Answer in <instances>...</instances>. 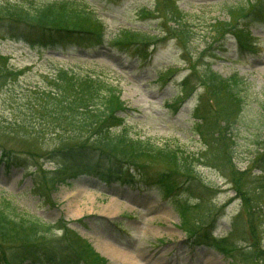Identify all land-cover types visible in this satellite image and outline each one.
<instances>
[{
    "label": "rangeland",
    "instance_id": "1",
    "mask_svg": "<svg viewBox=\"0 0 264 264\" xmlns=\"http://www.w3.org/2000/svg\"><path fill=\"white\" fill-rule=\"evenodd\" d=\"M46 1L52 0H0V3L31 5ZM78 1H85L104 19L103 46L88 51L75 45L44 49L11 39L0 31V54L6 59L0 61V132H4L0 134V148L32 150L30 145L34 143L14 137L9 133L14 126L6 123L18 115L25 117L27 104L37 95L34 90L42 91L39 87L47 85V77L58 74L72 83L81 77L85 80L81 85L85 91L98 77L104 85L121 89L122 100L132 110L121 115L126 123L124 131L132 138L150 139L159 146L170 145L179 166L187 174L196 173L202 181L194 180L207 187L191 188L194 194L178 196L180 204L188 208L183 214L176 203L173 206L170 199L162 198L159 189L150 191L141 182L129 187L116 177L99 179L85 173L66 179L62 161L43 154V150L54 145L48 137L39 144L42 152L22 165L8 167L0 152L1 204L10 199L19 213L34 214L50 225L59 247H66L71 237L78 238L80 243L86 241L108 264L114 263L96 249L102 242L120 245L130 255L141 253L150 260L148 264L157 261L206 264L210 257L217 259L214 264H264V25L249 26L252 38H257L260 60L239 49L236 35L230 29L241 21L240 15L244 16L231 13L234 6H246L248 11L262 0H176V3L169 0L172 7H167L168 0ZM173 7L183 17L185 32L179 31L180 24L171 20ZM148 11L152 13L147 14ZM223 24L226 27H221ZM124 29L157 36L151 40L156 44L149 46L151 52L146 62L138 59L132 47L124 51L109 44ZM7 64L20 75L19 81L7 75L4 70ZM208 70L231 79L241 94L239 106L232 105L231 93L222 90L215 93L208 83ZM196 106L199 110L195 111ZM227 110L232 118L242 113L243 124L233 129L228 126L231 137L221 122L222 130L204 127L201 114L205 121L211 114L223 117ZM35 121L28 119V124L34 125ZM71 132V127L66 126L65 133ZM173 158L162 155L149 157L145 162L150 164L151 174L168 169L183 171ZM172 177L181 180L173 174L168 176ZM112 198L121 204L115 205L114 213L109 214ZM199 201L203 204L201 211L193 208ZM76 202L80 204L78 208ZM226 202L227 206L222 208ZM147 205L156 208L150 215ZM218 210L224 211L211 230L212 246L196 243L198 237L192 239L187 230L217 218ZM166 215L169 221L161 219ZM155 216L157 219L153 221ZM181 216L192 226L190 223L186 226ZM66 230L71 237L62 240ZM52 237L46 241L47 245Z\"/></svg>",
    "mask_w": 264,
    "mask_h": 264
},
{
    "label": "trees",
    "instance_id": "2",
    "mask_svg": "<svg viewBox=\"0 0 264 264\" xmlns=\"http://www.w3.org/2000/svg\"><path fill=\"white\" fill-rule=\"evenodd\" d=\"M166 4L167 7L173 6L169 0ZM245 10L246 6H236L231 12L237 13V15L244 13V16H240L246 22L262 19L264 17H262L264 2L258 6H250L248 11ZM181 16L177 7H173L171 20L180 24L179 31L185 32L182 28L183 17ZM243 25L245 26V23ZM222 26L226 27V24ZM233 26L230 29L233 30L234 35L245 40V29L238 23ZM217 30L219 32L218 28ZM0 31L6 32L8 36L26 38L31 43L67 46L69 42L79 44H82L84 40L97 42L101 38L102 24L94 11L80 1L56 0L52 3L31 5L0 3ZM151 38L147 33L125 30L116 37L115 43L127 45L132 41H147ZM4 57L0 54V61L1 59L6 60ZM4 70L13 81H19L20 75L15 73L11 66L5 65ZM206 76L215 93L220 90L231 93L233 95L232 105L239 106L241 94L233 87L231 79H224L211 70H208ZM47 79H49L47 85L39 87L42 91L37 88L34 90L37 95L33 101L27 104L28 112L25 117L22 118L18 115L6 123L14 126L12 132H9L14 134V137H20L21 140L29 141L30 144L34 143V145H30L31 151L0 148L1 158L5 160L7 166L22 164L32 155L42 152L39 144L50 137L54 145L43 150V154L52 157L53 160L60 159L59 161H62L66 179L75 176L77 172L107 173L109 175L120 172L124 174L129 183L138 180L146 186L158 188L163 196L176 203L183 214L188 208L184 203L180 204L178 196L194 194L193 191L191 192V188L192 190L199 187L201 190L206 189L204 188L207 187L206 185L203 184L204 187H202L197 183L202 180L196 173L195 175L187 174V171L179 166L176 154L173 153L174 156L171 153L170 145L159 146L150 139L132 138L124 131L126 123L122 114L128 112V108L121 98L119 88L112 84L104 85L101 80L96 78L93 83L89 84V88L86 89L88 94H86L81 86L85 81L82 78L74 79L75 83H72L62 80L58 74H52V77H47ZM50 86L54 90L50 89ZM30 92L33 94L32 90ZM197 110H199V106ZM224 114L219 118L211 114L206 116L205 121L201 114L204 127L207 130L210 128L213 131L220 130L221 122L227 126L226 134L229 135L231 129L243 124L241 112L233 118L229 115L228 110ZM28 119H36L34 125H31V122L28 124ZM28 126L33 127L28 128ZM66 126L71 127V133H65ZM228 126L233 127L230 129ZM0 134H4V132H0ZM162 155L168 159L174 157L173 162L178 169L181 168L183 171L176 172L168 169L151 174L148 171L150 164L145 162V159ZM172 174L179 176L181 180H176L175 177L169 179L168 176ZM259 192L262 194L261 191ZM196 197H198L197 194ZM2 204L0 201L1 264H20L26 260L33 262L46 260L67 262L68 264H79L78 262L81 261L85 264H108L106 259L100 257L86 241H82L81 244L78 238L73 239L70 231L69 233L68 230L65 231L62 240L69 239V235L72 239H69L65 248L59 247L55 244V233L50 225H46L34 215L19 213L16 207H13L10 199L3 200ZM202 205L199 201L193 208L201 211ZM184 218L185 216H183L184 224L188 226L190 223L189 226H192L191 222L188 223ZM208 224L209 222L199 223L189 227L188 231L190 234L200 233V230H205V226L207 227ZM210 224L213 225L211 221ZM51 236L53 237L50 245H47L46 241H49L48 238Z\"/></svg>",
    "mask_w": 264,
    "mask_h": 264
},
{
    "label": "bare ground",
    "instance_id": "3",
    "mask_svg": "<svg viewBox=\"0 0 264 264\" xmlns=\"http://www.w3.org/2000/svg\"><path fill=\"white\" fill-rule=\"evenodd\" d=\"M263 56V55H262ZM261 55L259 56V53L254 54L253 59L260 60ZM264 58V56L262 57ZM256 60V61H257ZM264 72V68H262ZM112 205L110 207V213H114V206L121 204L120 202H117L115 198H112ZM144 203V201H143ZM80 204L76 202V207L78 208ZM147 209H149V215L152 214L155 211L154 205H147ZM162 220L169 221L170 217L169 216H161ZM157 219V217H153L152 220L154 221ZM96 249L107 259H109L111 262L114 264H148L150 263V260L145 258V256L141 253H136V255H130L128 252L124 250V248L120 245H116L113 242H102L98 245H96ZM217 262V259L214 257H210L209 260L207 261L206 264H214ZM154 264H160L158 261ZM162 264V263H161Z\"/></svg>",
    "mask_w": 264,
    "mask_h": 264
}]
</instances>
